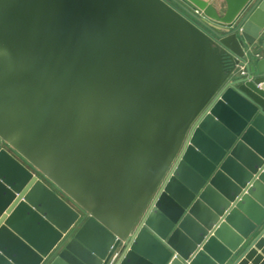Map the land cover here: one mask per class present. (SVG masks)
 I'll return each mask as SVG.
<instances>
[{"label":"water","instance_id":"obj_1","mask_svg":"<svg viewBox=\"0 0 264 264\" xmlns=\"http://www.w3.org/2000/svg\"><path fill=\"white\" fill-rule=\"evenodd\" d=\"M182 1L0 0V264L262 248L264 0Z\"/></svg>","mask_w":264,"mask_h":264},{"label":"rangeland","instance_id":"obj_2","mask_svg":"<svg viewBox=\"0 0 264 264\" xmlns=\"http://www.w3.org/2000/svg\"><path fill=\"white\" fill-rule=\"evenodd\" d=\"M256 1L258 0H254L250 6L247 8V11H245L243 13V15L238 19V21L236 22L235 26L233 28H236L237 26H239V24L241 22H243V20L248 16V14L252 11V8L254 7V4L256 3ZM171 5L177 9L178 11L182 10V7H186L187 6L183 3H172L170 2ZM212 4H214V6L216 7L217 11L220 12V14H224L225 13V4L223 0H212ZM181 8V9H180ZM188 9V8H187ZM208 22V21H207ZM198 25L203 28L206 32H208L209 34H211L212 36H215V34H213L209 28H207L205 25L203 24H199ZM258 46H245L246 48V54H247V63L251 64V66H255L257 64V62L264 60V33L261 35L260 39L257 41ZM252 74H257L256 68L254 67V70L252 71ZM247 74H245V70L244 68H237L233 71V78H240V77H244ZM4 149L1 144H0V150Z\"/></svg>","mask_w":264,"mask_h":264},{"label":"crops","instance_id":"obj_3","mask_svg":"<svg viewBox=\"0 0 264 264\" xmlns=\"http://www.w3.org/2000/svg\"><path fill=\"white\" fill-rule=\"evenodd\" d=\"M168 1L172 2V3L183 2L182 0H168ZM205 1H208V2L212 3V0H205ZM261 247L262 248L256 250L254 256L249 260V264H253L255 261H256L255 264H263L264 263V243H263V245Z\"/></svg>","mask_w":264,"mask_h":264},{"label":"flooded vegetation","instance_id":"obj_4","mask_svg":"<svg viewBox=\"0 0 264 264\" xmlns=\"http://www.w3.org/2000/svg\"><path fill=\"white\" fill-rule=\"evenodd\" d=\"M210 30V29H209ZM211 31V30H210ZM212 32V31H211ZM213 33V32H212ZM246 73V72H245ZM245 77V76H244ZM240 78H242V77H240Z\"/></svg>","mask_w":264,"mask_h":264}]
</instances>
